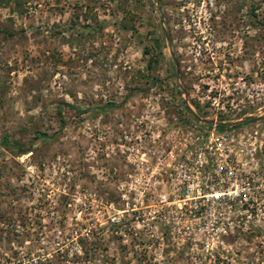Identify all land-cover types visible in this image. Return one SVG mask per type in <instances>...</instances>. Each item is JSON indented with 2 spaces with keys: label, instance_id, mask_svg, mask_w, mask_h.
<instances>
[{
  "label": "rangeland",
  "instance_id": "obj_1",
  "mask_svg": "<svg viewBox=\"0 0 264 264\" xmlns=\"http://www.w3.org/2000/svg\"><path fill=\"white\" fill-rule=\"evenodd\" d=\"M211 134L256 187L227 234L97 217ZM0 264H264V0H0Z\"/></svg>",
  "mask_w": 264,
  "mask_h": 264
},
{
  "label": "built area",
  "instance_id": "obj_2",
  "mask_svg": "<svg viewBox=\"0 0 264 264\" xmlns=\"http://www.w3.org/2000/svg\"><path fill=\"white\" fill-rule=\"evenodd\" d=\"M197 141H202L201 146L195 143L194 148L188 149V145H184L188 151L180 155L174 150L169 152L171 164H168L166 178L163 167L156 165L150 169L144 165L146 154L140 158L131 155L129 163L132 169L118 186L126 209L119 210L114 203L100 202L97 217H102V210L111 209L113 213L108 211V220L118 227L124 224L123 214L128 213L134 222L130 229L135 236L147 222L166 225L182 237L191 235L188 224H197L199 229H203L202 223L210 228L212 236L227 234L229 227L219 217L223 216L220 210L232 206L243 208L248 203L252 205L256 187L252 184V175L240 169L242 165L235 162L226 138H215L211 134ZM161 164L159 162V166ZM87 211L83 203L74 215L83 223V235L88 236L91 229L85 222ZM96 222L100 219L97 218ZM205 244L203 250L209 252L210 242Z\"/></svg>",
  "mask_w": 264,
  "mask_h": 264
},
{
  "label": "trees",
  "instance_id": "obj_3",
  "mask_svg": "<svg viewBox=\"0 0 264 264\" xmlns=\"http://www.w3.org/2000/svg\"><path fill=\"white\" fill-rule=\"evenodd\" d=\"M220 129H225V127L223 125L219 126Z\"/></svg>",
  "mask_w": 264,
  "mask_h": 264
}]
</instances>
